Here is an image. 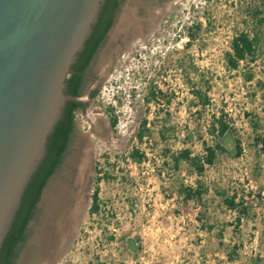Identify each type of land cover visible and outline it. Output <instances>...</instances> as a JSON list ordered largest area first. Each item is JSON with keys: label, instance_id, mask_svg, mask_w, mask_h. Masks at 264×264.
<instances>
[{"label": "rangeland", "instance_id": "obj_1", "mask_svg": "<svg viewBox=\"0 0 264 264\" xmlns=\"http://www.w3.org/2000/svg\"><path fill=\"white\" fill-rule=\"evenodd\" d=\"M257 2L176 0L152 39L123 51L93 106L116 119L109 129L116 149L106 138L93 140L97 177H111L90 186L101 211L87 210L79 241L57 264H264V148L255 141L264 133V54L236 70L225 59L235 33L252 25L248 9ZM196 25V39L185 46L186 28ZM152 90L160 91L154 99ZM191 91L208 104L200 106ZM221 113L233 130L225 152L201 174L175 165L171 157L181 150L203 155L201 143L212 144L208 130ZM142 121L148 133L138 142ZM133 150L140 162L129 157ZM183 187L201 195L186 201ZM231 196L248 203L239 218L223 202Z\"/></svg>", "mask_w": 264, "mask_h": 264}, {"label": "water", "instance_id": "obj_2", "mask_svg": "<svg viewBox=\"0 0 264 264\" xmlns=\"http://www.w3.org/2000/svg\"><path fill=\"white\" fill-rule=\"evenodd\" d=\"M104 1L0 0V247L22 194L45 155L47 138L65 103L74 100L64 93L65 80ZM175 1L162 0L143 21L120 20L106 35L125 33L129 36L128 48L136 47V42L145 43L162 27L164 14ZM119 61L120 58L116 64ZM111 75L112 72L108 78ZM93 106L90 112L97 111ZM103 115L107 121L108 114ZM80 125L83 127V123ZM106 132V147L116 149L117 141L109 130ZM92 142L84 149L78 168L76 182L82 193L57 253L63 258H68L73 241H79L80 226L90 202V186H96L97 147Z\"/></svg>", "mask_w": 264, "mask_h": 264}, {"label": "trees", "instance_id": "obj_3", "mask_svg": "<svg viewBox=\"0 0 264 264\" xmlns=\"http://www.w3.org/2000/svg\"><path fill=\"white\" fill-rule=\"evenodd\" d=\"M117 7L118 0H105L102 3L98 18L91 28V32L84 43L83 49L77 54V57L70 68V73L66 77L64 89L66 95L71 97H77L79 95L78 88L82 79L81 74L84 72L97 48L105 38L106 32L112 26L113 14ZM248 10L252 25L248 30H241L235 33L230 42V51L225 54L228 68L232 70H236L242 62L247 61L249 63H254L259 60L261 52L264 54V37L261 35V29L264 27V0H259L257 3H251ZM199 27V25H196L186 28L185 34L188 38V42L185 46H189L191 42L196 39ZM251 79L252 76L247 77L248 81ZM191 92L198 100L200 106L204 107L208 104L209 100L205 95H201L199 91ZM156 94H160V91L152 90L149 93V96L154 99L156 98ZM148 101L149 98L146 99V102ZM79 106L80 104L78 103L67 101L59 120L47 138L45 155L25 188L23 200L15 213L9 232L1 244L0 264H12V260L16 255V244L21 238L20 234L22 230V222L24 220V210L25 208L28 210L33 202H35L46 180L58 166L73 128L74 111ZM109 121L111 128H114L116 125L115 117L109 116ZM251 124L252 129L256 131L258 121L255 120ZM146 133H148L146 122L142 121L140 129L136 133L137 141L141 142ZM208 134L213 138V141L211 145H208L205 142L201 143L203 155H191L189 150L184 149L171 157L173 163L177 165L180 161L185 162L188 166L192 167L197 174H201L205 166H211L214 163L217 154L225 152L222 142H224L228 135L233 134V130L225 120L224 115L221 113L218 117L212 119ZM255 141L264 148V133L256 135ZM233 143L234 155L239 156L241 153L239 140L233 138ZM129 157L134 161L140 162L142 156L137 150H133L129 154ZM104 159L106 162L108 161L106 156H104ZM110 178L109 175L105 174L103 177H96L94 183L97 186V183L100 182V180H108ZM181 193L186 201L199 198L201 195L199 189H192L190 187H183ZM223 202L227 208L236 211L238 218L248 210V203L243 204L242 201L236 203L235 196L226 197L223 199ZM100 211L101 205L96 188L90 195L88 213L90 215H98ZM238 218L237 222H239Z\"/></svg>", "mask_w": 264, "mask_h": 264}, {"label": "flooded vegetation", "instance_id": "obj_4", "mask_svg": "<svg viewBox=\"0 0 264 264\" xmlns=\"http://www.w3.org/2000/svg\"><path fill=\"white\" fill-rule=\"evenodd\" d=\"M161 1L118 0L112 27L123 19L143 21L147 18V13L156 8ZM128 41L129 36L122 32L111 37L105 35L81 74L79 95L72 97L74 99L72 102L80 106L74 111L69 140L58 166L46 180L38 198L28 210L26 208L24 210L21 238L16 244V255L12 264H57L63 258L64 255L58 256L57 253L63 245L62 241L74 218L75 206L82 193L76 177L84 158V149L92 146L93 140L103 141L107 135L106 131L112 129L109 117L104 121L103 113L90 112L91 107L99 88L112 72L116 62L123 56V51L128 48ZM80 122L83 123V127ZM90 158L91 156L89 161ZM93 161L95 162V159ZM23 197L24 192L20 203Z\"/></svg>", "mask_w": 264, "mask_h": 264}]
</instances>
